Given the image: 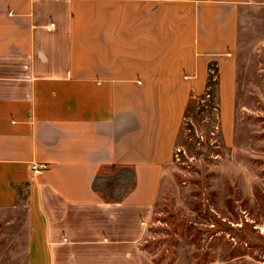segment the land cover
I'll use <instances>...</instances> for the list:
<instances>
[{"label": "crops", "instance_id": "1", "mask_svg": "<svg viewBox=\"0 0 264 264\" xmlns=\"http://www.w3.org/2000/svg\"><path fill=\"white\" fill-rule=\"evenodd\" d=\"M250 25L264 0H0V209L26 190L31 256L147 264L162 181L215 75L231 136Z\"/></svg>", "mask_w": 264, "mask_h": 264}, {"label": "rangeland", "instance_id": "2", "mask_svg": "<svg viewBox=\"0 0 264 264\" xmlns=\"http://www.w3.org/2000/svg\"><path fill=\"white\" fill-rule=\"evenodd\" d=\"M252 27L238 43L230 138L217 75L189 106L142 243L147 264H264V25ZM22 192L19 206L0 209V264H44L42 252L31 256L41 233Z\"/></svg>", "mask_w": 264, "mask_h": 264}, {"label": "built area", "instance_id": "3", "mask_svg": "<svg viewBox=\"0 0 264 264\" xmlns=\"http://www.w3.org/2000/svg\"><path fill=\"white\" fill-rule=\"evenodd\" d=\"M45 169V167L44 166H39V167H35V171H42V170H44Z\"/></svg>", "mask_w": 264, "mask_h": 264}]
</instances>
